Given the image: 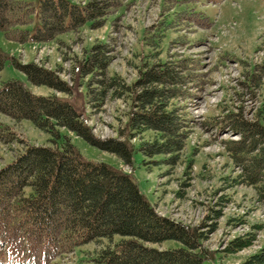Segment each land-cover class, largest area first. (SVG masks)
<instances>
[{
    "label": "trees",
    "instance_id": "obj_1",
    "mask_svg": "<svg viewBox=\"0 0 264 264\" xmlns=\"http://www.w3.org/2000/svg\"><path fill=\"white\" fill-rule=\"evenodd\" d=\"M123 1L89 0L73 5L66 0H40L36 9L22 0H0V31L18 43L49 42L79 30L88 21L93 28L103 26ZM35 13L40 24L30 33L26 26ZM155 37L145 35L146 46H156ZM163 53L157 45L143 55L139 76L132 84L119 75H108L112 61L108 41L95 42L85 60L74 66L80 74L90 75L86 98L91 107L102 106L109 95L128 96L131 107L125 138L120 130L116 137L100 139L83 113L56 93L37 95L15 79L0 86L1 113L29 120L51 134L48 144L26 143L12 161L0 167V257L5 251L21 260L50 263L95 242L99 246L95 264L205 263L210 252L203 245L207 234L202 226L185 225L157 212L129 173L104 161L85 160L71 137L61 131L68 129L125 165L131 166L134 152L139 151L146 163L177 166L192 133L191 116L182 100L190 96L185 86L194 80L193 64L183 57L163 60ZM14 62L31 83L72 93L73 84L56 70L34 62ZM3 67L0 55V70ZM225 118L232 132L239 135L237 140L223 141L240 170L233 182L252 186L257 200L264 204V106L251 119L233 111ZM137 137L139 141L132 142ZM255 235L237 238L227 249L247 247ZM116 236L119 239L115 241ZM167 240L179 241L182 246H155ZM241 264H264V248Z\"/></svg>",
    "mask_w": 264,
    "mask_h": 264
},
{
    "label": "rangeland",
    "instance_id": "obj_2",
    "mask_svg": "<svg viewBox=\"0 0 264 264\" xmlns=\"http://www.w3.org/2000/svg\"><path fill=\"white\" fill-rule=\"evenodd\" d=\"M38 9L40 0H22ZM69 4L89 0H66ZM207 18V20H205ZM40 24L36 13L26 26L34 33ZM90 21L79 30L68 31L49 42L18 43L0 31V86L19 80L37 95L56 93L83 113L102 140L127 136L131 101L127 95L108 96L105 103L91 107L86 98L90 75L80 74L75 64L85 60L90 47L108 41L112 48L109 76L119 75L127 84L139 76L144 56L162 47L163 60L187 58L194 80L185 86L190 96L182 100L191 116L192 133L177 166L153 165L136 151L132 165L96 148L66 128L85 160L104 161L130 173L141 192L157 212L185 225L203 227L204 247L210 252L204 264H241L264 248V204L252 186L234 184L240 172L229 157L223 141L239 139L226 122V115L242 112L251 119L264 106V0H125L106 23L93 28ZM156 36V46L147 45L145 35ZM34 62L56 70L73 84L71 94L46 85L31 83L16 66ZM223 126L220 130L219 127ZM0 167L17 155L24 144H48L51 134L29 120H15L0 112ZM25 141V143H22ZM139 137L133 138L137 143ZM219 212V217L217 214ZM255 235L252 243L237 251L227 248L237 238ZM119 237H115V241ZM160 249L179 248L176 240L155 245ZM95 242L79 246L52 262L21 260L4 251L0 264H95Z\"/></svg>",
    "mask_w": 264,
    "mask_h": 264
}]
</instances>
